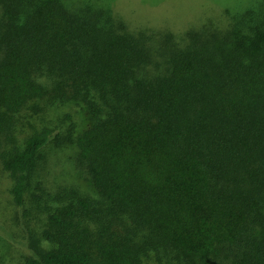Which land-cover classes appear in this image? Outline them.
<instances>
[{
  "label": "trees",
  "instance_id": "obj_1",
  "mask_svg": "<svg viewBox=\"0 0 264 264\" xmlns=\"http://www.w3.org/2000/svg\"><path fill=\"white\" fill-rule=\"evenodd\" d=\"M168 1L0 0L3 264H264V0Z\"/></svg>",
  "mask_w": 264,
  "mask_h": 264
},
{
  "label": "rangeland",
  "instance_id": "obj_2",
  "mask_svg": "<svg viewBox=\"0 0 264 264\" xmlns=\"http://www.w3.org/2000/svg\"><path fill=\"white\" fill-rule=\"evenodd\" d=\"M163 1L164 0H146L148 5L154 6V7H148V8H151V9L163 8V6H165V4L167 3V2H165L166 0L164 2ZM176 1L177 0H174V1H171V2L168 1V3H170L171 6L172 5L174 6L176 4ZM210 1L215 3L217 0H210ZM134 4H136V3H134ZM140 8L145 9L144 7H140ZM176 9H177V13H178L179 10H180V2H179V4L176 5L175 10ZM44 124H43V126H44ZM6 252H7V243L4 240L0 239V264H3V262L5 261Z\"/></svg>",
  "mask_w": 264,
  "mask_h": 264
}]
</instances>
